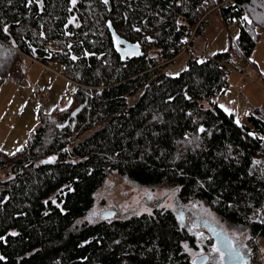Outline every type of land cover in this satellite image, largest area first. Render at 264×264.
I'll use <instances>...</instances> for the list:
<instances>
[{
	"label": "trees",
	"instance_id": "16d2710c",
	"mask_svg": "<svg viewBox=\"0 0 264 264\" xmlns=\"http://www.w3.org/2000/svg\"><path fill=\"white\" fill-rule=\"evenodd\" d=\"M222 1L0 0V82L29 55L81 84L68 106L46 113L41 105L22 150H0V170L13 173L0 181V264H195L186 247L203 235L170 209L95 219L112 171L139 186H175L183 202L203 200L246 228L258 255L264 120L250 113L241 123L216 97L230 86L227 67L250 60L260 40L264 0L217 7L238 37L211 59L184 53L179 74L164 72ZM112 30L143 54L124 58Z\"/></svg>",
	"mask_w": 264,
	"mask_h": 264
},
{
	"label": "rangeland",
	"instance_id": "374dc122",
	"mask_svg": "<svg viewBox=\"0 0 264 264\" xmlns=\"http://www.w3.org/2000/svg\"><path fill=\"white\" fill-rule=\"evenodd\" d=\"M216 9V8H215ZM214 10H210L208 14L209 25L203 35H198L196 38L195 46L205 52H210L215 55L218 52H223L228 49L230 38H236L238 34V25L232 23L228 25L221 15ZM264 38L259 40L260 47L264 46ZM264 48V47H263ZM260 48L257 54H253L250 60L246 58L239 59L235 67L252 73L254 81L249 82L246 89H242V78L235 72L229 74L230 86L228 90L216 97L224 108L235 112V118L240 122L241 109L250 110L251 107L260 106L264 102V53ZM155 53V51H151ZM189 55H179L174 58V61L164 68V72L170 75H177L186 67V61ZM17 68L22 69L21 59L19 58L13 66L11 73ZM137 93L129 97V101H135L139 95ZM10 93L11 91H5ZM69 103V100L64 99L62 106ZM255 105V106H250ZM13 176L10 168L0 170V181L7 180ZM166 208L172 210L183 226L187 227L199 235H203L199 242V247L190 248L186 247L192 260L197 257L208 254L209 248L212 245L209 230L203 226L206 221L214 223L219 228L223 229L227 234L234 238L242 247L244 251L253 250L251 245L253 242L249 239L246 228L236 226L218 216L209 205L203 200L183 202L179 200L177 195V188L175 186L160 185L139 186L133 184L128 179L118 175L112 171L108 173L104 185L98 193V200L93 208V216L99 218L103 211L107 209L115 210L118 219H125L136 214L151 213L154 209ZM196 217V218H195ZM212 238V237H211ZM206 242V244H205ZM205 247H207L205 249ZM258 255L254 256L250 264H264V240L259 241ZM220 260L212 258L205 264H222Z\"/></svg>",
	"mask_w": 264,
	"mask_h": 264
},
{
	"label": "crops",
	"instance_id": "0c3cea01",
	"mask_svg": "<svg viewBox=\"0 0 264 264\" xmlns=\"http://www.w3.org/2000/svg\"><path fill=\"white\" fill-rule=\"evenodd\" d=\"M261 38H264V29L261 31ZM260 46L262 45L258 42L252 55L257 54L259 49L264 47ZM261 50L264 53V48ZM20 59L22 69L17 68L11 73L12 76L9 74L4 81L0 82V150L8 154L16 153L25 147L30 131L39 122L41 105L46 113H51L55 108H64L70 103L66 96L69 84L66 78L46 69L42 64L27 56H22ZM19 74H24L27 77V83L17 84L15 82V77ZM254 83L257 84V81ZM247 87L248 85L242 89ZM8 90L11 92L6 93L5 91ZM47 90L49 93L45 95ZM66 98L69 103L62 106ZM217 102L220 104L219 101ZM221 107L224 108L222 105ZM224 109L233 113L232 110ZM240 113L242 115L241 123L248 124L247 117L250 113H254L264 120V102L257 108L251 107L249 111L241 109Z\"/></svg>",
	"mask_w": 264,
	"mask_h": 264
},
{
	"label": "water",
	"instance_id": "95a60500",
	"mask_svg": "<svg viewBox=\"0 0 264 264\" xmlns=\"http://www.w3.org/2000/svg\"><path fill=\"white\" fill-rule=\"evenodd\" d=\"M112 35L115 40V45L117 51L125 58L126 55H137L143 54L141 48L137 44H131L130 42L125 41L122 37H120L114 30H112ZM130 56V57H131ZM116 216V211L107 209L102 212L101 217L103 219H111ZM215 242V245L220 252L223 254V263L224 264H247L251 263L253 254L245 255L242 250L235 245L234 239L227 234L223 229L217 227L214 223L206 221L203 223ZM230 245V249L229 246ZM209 260V255L204 254L197 257L194 260L195 264H205Z\"/></svg>",
	"mask_w": 264,
	"mask_h": 264
},
{
	"label": "built area",
	"instance_id": "2783aa9c",
	"mask_svg": "<svg viewBox=\"0 0 264 264\" xmlns=\"http://www.w3.org/2000/svg\"><path fill=\"white\" fill-rule=\"evenodd\" d=\"M235 0H223L221 3H219L215 8L217 7H226L227 5L233 4ZM215 8L211 9L214 10ZM232 23H236L235 20L228 22L229 25H231ZM195 31L196 29L193 31V33L191 34V36L187 39L184 40V42L181 45V50L179 55H183L184 53L187 52H194L195 54L199 55L201 57L202 60H207V59H211L214 57V55L210 52H205L204 50H201L199 48H196L192 41L195 38ZM27 57H29L31 60L36 61L40 64H42L46 69L51 70L52 72L56 73L57 75L64 77L68 80V88L66 91V96L67 98L72 101L75 99L76 97V89L81 86V84L74 80L71 79L70 77H68L64 71L62 70L61 66L58 65L57 63L51 62V63H44L34 57H31L29 55H26ZM227 72L230 74L232 72H235L237 74L240 75V77L242 78V88H245L249 82H254V76L252 73H248L244 70H240L239 68L235 67V66H231V67H227ZM28 79L24 74H19L17 77H15V82L17 84H25L27 83ZM49 93V91H45V95H47Z\"/></svg>",
	"mask_w": 264,
	"mask_h": 264
},
{
	"label": "flooded vegetation",
	"instance_id": "af4514ba",
	"mask_svg": "<svg viewBox=\"0 0 264 264\" xmlns=\"http://www.w3.org/2000/svg\"><path fill=\"white\" fill-rule=\"evenodd\" d=\"M127 57H130L131 55H126ZM132 57V56H131ZM196 218V217H195ZM218 227V226H217ZM205 239H211L212 240V245L209 247L207 244H206V242H205V246H207L208 248H209V250H208V255H209V260L210 259H212V258H216V259H218V260H220L221 262L223 261V255H222V253L220 252V251H216V249H217V246L215 245V242H214V240L210 237V238H205ZM234 239V238H233ZM234 242H235V245L236 246H238L241 250H242V252L245 254V255H248V254H253V250H248L247 252L246 251H244L243 249H242V247H241V245L234 239ZM207 247H205V249L207 248ZM203 252H204V254H205V252L206 251H204V250H202ZM253 257H254V255H253ZM222 264H224V263H222ZM247 264H250V263H247Z\"/></svg>",
	"mask_w": 264,
	"mask_h": 264
},
{
	"label": "snow or ice",
	"instance_id": "6c2138e0",
	"mask_svg": "<svg viewBox=\"0 0 264 264\" xmlns=\"http://www.w3.org/2000/svg\"><path fill=\"white\" fill-rule=\"evenodd\" d=\"M105 2H106V0H105ZM247 19H248L247 17H244V20H247ZM249 23H250V21H249ZM201 63H203V61H201ZM237 123H238V121H237ZM200 131H204V129L201 128ZM13 234L15 235V233H13ZM228 247L230 249V245ZM216 251H220V249L217 248ZM0 259H2V257H0Z\"/></svg>",
	"mask_w": 264,
	"mask_h": 264
},
{
	"label": "bare ground",
	"instance_id": "6f19581e",
	"mask_svg": "<svg viewBox=\"0 0 264 264\" xmlns=\"http://www.w3.org/2000/svg\"><path fill=\"white\" fill-rule=\"evenodd\" d=\"M111 25V24H110Z\"/></svg>",
	"mask_w": 264,
	"mask_h": 264
}]
</instances>
